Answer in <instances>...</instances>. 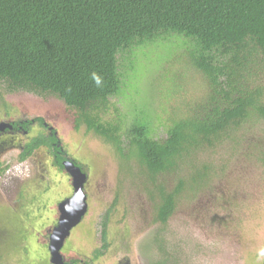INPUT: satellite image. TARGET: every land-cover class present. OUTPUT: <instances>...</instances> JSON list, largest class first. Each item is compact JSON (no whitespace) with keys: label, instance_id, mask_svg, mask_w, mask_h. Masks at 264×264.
Here are the masks:
<instances>
[{"label":"trees","instance_id":"trees-1","mask_svg":"<svg viewBox=\"0 0 264 264\" xmlns=\"http://www.w3.org/2000/svg\"><path fill=\"white\" fill-rule=\"evenodd\" d=\"M169 37L190 42L183 57L202 85L197 101L155 110L142 101L130 116L107 120L110 99L129 85L128 69L137 70L136 50ZM2 91L59 100L73 110L74 129L84 125L110 146L118 174L130 177L149 203L155 227L145 248L158 251L155 264H179L180 250L165 237L169 220L223 176L226 157L253 165L264 182V0H0V100ZM172 93L174 100L181 96L180 88ZM43 122L41 116L23 122L25 129L34 123L42 129L22 143L19 158L43 146L63 170L66 150ZM123 178L95 219L99 242L87 259L81 262L85 253L76 249L62 264H95L111 249L109 229L129 213L126 206L115 221ZM253 199L238 197L233 205L243 214ZM14 223L17 237L21 224Z\"/></svg>","mask_w":264,"mask_h":264},{"label":"rangeland","instance_id":"rangeland-1","mask_svg":"<svg viewBox=\"0 0 264 264\" xmlns=\"http://www.w3.org/2000/svg\"><path fill=\"white\" fill-rule=\"evenodd\" d=\"M189 45V41L169 37L137 49V70L128 69L129 85L122 95L110 99L111 106L104 117L117 120L122 115L130 116L133 106L142 101L147 102L143 105L150 110L157 109L162 103L196 102L197 91L202 85L196 84L199 76L187 66V56L183 57ZM125 63L128 64L127 59ZM178 88L181 96L174 100L171 93ZM1 93L0 113L7 109L13 111L11 115L14 116L42 115L58 130L67 152L73 153L88 168L89 212L71 229L60 250L63 259L68 257L66 252L75 253L76 249L77 255L85 253V256L81 255L83 262L93 247L91 245L99 242L95 228L93 231L95 217L112 202L118 178H123L118 174L117 159L110 146L87 133L84 125L77 130L73 128L69 117L73 110L59 100L51 96L44 99L24 91ZM37 130L33 125L14 145L12 142L0 144V160L9 166L0 176V254H3V264H46L49 260L47 246L41 248L37 243L47 242L41 229L45 225L52 227L51 218L55 215L57 201L71 194L65 177L57 175L60 184L53 179L50 155L44 147L23 161L17 159L21 144ZM225 160L227 170L223 176L215 178L193 204L179 206L169 220L165 237L172 249L180 250L179 264H260L264 259V191L258 193L260 188L264 190V182L260 183L253 165H240L237 157L228 156ZM217 162L221 163L220 160ZM261 179L264 181L263 176ZM122 183L117 203L119 214L115 221L118 222L126 206L129 213L117 226L109 229V237L114 243L95 264H155L160 259L158 251L145 248L155 227L149 226V203L132 185L130 177L126 176ZM248 195L254 199L245 203L242 214L240 206L235 207L233 201ZM224 196L230 200L218 201ZM11 213L21 224L17 237L11 231V225L15 224ZM234 218L239 220L238 223ZM39 228L40 235L36 239L29 236Z\"/></svg>","mask_w":264,"mask_h":264},{"label":"flooded vegetation","instance_id":"flooded-vegetation-1","mask_svg":"<svg viewBox=\"0 0 264 264\" xmlns=\"http://www.w3.org/2000/svg\"><path fill=\"white\" fill-rule=\"evenodd\" d=\"M13 113V111H7V109L4 111V110H1V113H0V144L1 143H6V142H12V144L14 145V142L15 141H18V139H19V136L20 135H25V134H27V132H29V129H30V127L31 126H33V125H35V126H37V132L40 130V129H42L40 126H38L37 125V123L35 124H32L30 127H29V129H25V127L23 126V122L24 121H26L28 118H33V117H37V116H41V117H43L42 115H35V116H33V117H27L26 115H24L23 117H21V115H11ZM44 118V117H43ZM43 124H44V126H45V128L43 129L44 131H45V133H51V131L53 130V133L54 134H57L58 135V130L55 128V127H53L51 124H49L46 120H45V118H44V122H43ZM73 125V124H72ZM75 130H77V129H75ZM36 132V133H37ZM36 133H34V134H31V135H29L28 137H27V139L26 140H29L30 138H32V136H34ZM58 138L60 139V143L63 145V143H62V141H61V138H60V136L58 135ZM26 140H25V142H26ZM43 147V146H42ZM42 147H40V148H38V149H41ZM63 147H64V145H63ZM44 149H46V147H44ZM63 149H65V148H63ZM37 149H35L30 155H28V156H26V158H23V159H20L19 158V155H20V153H21V151H22V144H21V146H20V149H19V152H18V154H17V159L19 160V161H23V160H25V159H27L28 157H30L35 151H36ZM66 150V149H65ZM0 151H2L1 149H0ZM46 152L50 155V159H51V171H52V174H53V179L54 178H56L55 179V181L57 180V178H58V176L61 178V177H65V182H66V184H68L69 185V188L72 190V180H73V177H72V175L66 170V168L64 167V162L65 161H72L73 163H75L76 165H78L79 167H80V170L85 174V180H84V182H83V187H82V190H83V192L86 194V202H87V209H86V212H85V214L87 213V212H89V210L88 209H90V206H89V202H88V194L86 193V185H87V179H88V168H87V166H84L81 162H80V160H78L77 158H76V156H74V154L72 153V154H70L69 152H67V150H66V155H65V157L63 158V159H61V164L63 165V167H62V169L63 170H61L60 168H59V164H54V159H55V157H54V155H51L50 153H49V151H47L46 150ZM9 169V166H8V163H5L3 160H0V176H3L4 175V173H6L7 172V170ZM64 174V175H62V174ZM58 175V176H57ZM53 181V180H52ZM54 182V181H53ZM56 183L57 184H60L61 183V181H60V179H58L57 181H56ZM50 192V191H49ZM70 195V194H69ZM69 195H67V196H69ZM66 196V197H67ZM60 201V200H59ZM59 201H57V204H56V206L54 207V214L55 215H53V217L51 218V223H53L52 224V227L57 223V217H58V209H57V205H58V203H59ZM21 202V201H20ZM110 204V203H109ZM108 206V205H107ZM106 208V207H105ZM104 208V209H105ZM101 212H103V211H101ZM101 212H99V214H97V215H100L101 214ZM14 214V213H13ZM12 213L10 214V217L11 218H13V220H16L17 219V221L19 222V219L16 217V215L14 214L13 215ZM84 214V215H85ZM83 215V216H84ZM96 215V216H97ZM83 216H82V218H83ZM50 217L51 216H49V221H50ZM81 218V219H82ZM95 219H97L96 217H95ZM81 221V220H80ZM19 224H20V222H19ZM51 227V228H52ZM51 228H47V225H45V227L43 228L45 231H46V233H47V251H48V253H49V249H48V236H49V233H50V230H51ZM41 231H42V229H41ZM38 234H40V230H38V231H35L34 233H33V237L32 238H34V236L35 235H38ZM65 242V241H64ZM64 244V243H63ZM63 246V245H62ZM63 255V254H62ZM62 258H63V256H62Z\"/></svg>","mask_w":264,"mask_h":264},{"label":"water","instance_id":"water-1","mask_svg":"<svg viewBox=\"0 0 264 264\" xmlns=\"http://www.w3.org/2000/svg\"><path fill=\"white\" fill-rule=\"evenodd\" d=\"M64 167L72 175L71 194L64 197L57 205V223L51 228L48 236L49 260L52 264H62L63 258L60 249L87 209L86 194L83 192L85 174L72 161H65Z\"/></svg>","mask_w":264,"mask_h":264}]
</instances>
